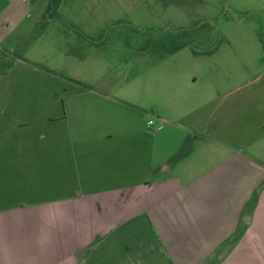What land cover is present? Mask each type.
I'll list each match as a JSON object with an SVG mask.
<instances>
[{
	"label": "crops",
	"instance_id": "obj_1",
	"mask_svg": "<svg viewBox=\"0 0 264 264\" xmlns=\"http://www.w3.org/2000/svg\"><path fill=\"white\" fill-rule=\"evenodd\" d=\"M39 1L0 0V264H264V71L52 82L6 42Z\"/></svg>",
	"mask_w": 264,
	"mask_h": 264
},
{
	"label": "rangeland",
	"instance_id": "obj_2",
	"mask_svg": "<svg viewBox=\"0 0 264 264\" xmlns=\"http://www.w3.org/2000/svg\"><path fill=\"white\" fill-rule=\"evenodd\" d=\"M10 29L12 53L43 77L131 98L160 91L164 67L216 91L264 71V0H40Z\"/></svg>",
	"mask_w": 264,
	"mask_h": 264
},
{
	"label": "trees",
	"instance_id": "obj_3",
	"mask_svg": "<svg viewBox=\"0 0 264 264\" xmlns=\"http://www.w3.org/2000/svg\"><path fill=\"white\" fill-rule=\"evenodd\" d=\"M4 67L8 68L10 65H11V61L10 62H6V63H3Z\"/></svg>",
	"mask_w": 264,
	"mask_h": 264
},
{
	"label": "built area",
	"instance_id": "obj_4",
	"mask_svg": "<svg viewBox=\"0 0 264 264\" xmlns=\"http://www.w3.org/2000/svg\"><path fill=\"white\" fill-rule=\"evenodd\" d=\"M149 123H152V121L150 120Z\"/></svg>",
	"mask_w": 264,
	"mask_h": 264
}]
</instances>
